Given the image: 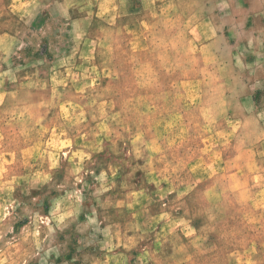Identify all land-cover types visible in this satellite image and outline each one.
<instances>
[{"label":"clouds","instance_id":"9594fccd","mask_svg":"<svg viewBox=\"0 0 264 264\" xmlns=\"http://www.w3.org/2000/svg\"><path fill=\"white\" fill-rule=\"evenodd\" d=\"M0 264H264V0H0Z\"/></svg>","mask_w":264,"mask_h":264}]
</instances>
